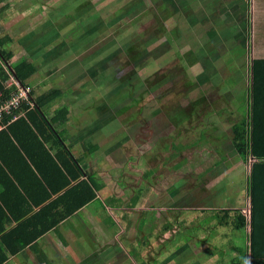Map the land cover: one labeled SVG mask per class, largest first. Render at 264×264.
Returning <instances> with one entry per match:
<instances>
[{"label": "rangeland", "instance_id": "obj_1", "mask_svg": "<svg viewBox=\"0 0 264 264\" xmlns=\"http://www.w3.org/2000/svg\"><path fill=\"white\" fill-rule=\"evenodd\" d=\"M156 1L0 0V7L8 2L0 13V32L8 30L3 39H12L7 47L14 51L16 60L27 56L36 65L38 71L29 81L36 92L60 90L52 101L55 117L51 104L44 108L48 122L61 130L59 141L66 142L72 135L80 143H93L86 145L88 155L97 162L95 177L89 174V178L95 179L97 185L104 184L103 199L114 196L118 201L122 196V201L126 195L124 205L130 210L123 207V213L114 214L113 227H106L103 236L118 239L122 244L110 250L106 264H140L135 261L137 253L146 261L161 257V263L171 260L181 264L183 258H188V264H234L244 249L245 232L237 234L236 227L231 226L223 227L217 237L210 233V243L215 247L210 255L204 253L207 231L217 232L218 223L212 220L203 226V195L213 194L211 190L220 182L229 191L234 189L238 197L239 189L230 186L240 173L239 169L232 172L235 165L228 164L225 171L220 166L211 168L209 173L205 170L211 167L212 159L238 162V158H228L237 153L229 142L231 128L221 122L230 112L240 119L248 113L249 56L238 58V54L233 57L222 52L238 42L243 45L236 47L240 53L244 47L255 44V32L248 36L250 42L243 32L248 26L246 16L255 11V0H168L169 15L162 20L163 24L155 15L161 12ZM160 27L165 28L166 37L158 32V40L145 43L146 35ZM214 29L218 34L211 37L209 32ZM174 31L185 38L183 46L189 52L186 57L194 65L199 62L196 66L200 68L192 66L185 71L183 63L180 70L172 66L159 80L150 81V72L147 68L142 72L136 70L138 64L144 60L152 68L151 64L162 57L169 43L175 52L180 50ZM133 49L137 51L132 65L122 63L119 72L114 69L112 65ZM205 67L220 94L204 115L207 124H203V106L192 111L194 117L182 111L203 90L202 84L196 85L194 74L203 73ZM127 74L131 76L125 78L123 75ZM238 76L243 80L242 88L236 86ZM152 105H157L158 110L149 111ZM75 129L82 132H74ZM216 134L219 140L215 139ZM172 143L188 147L180 145L186 156L183 160L168 161L173 153ZM82 147H75L76 153H82ZM74 159L80 166L79 160ZM140 189L141 207L133 218L128 212H136L131 201L138 197ZM214 192L216 199L218 194ZM169 193H174L172 200L161 202ZM155 203L162 205L158 209L161 219L186 222L174 225L170 235L163 232L164 227L156 231L152 246L144 247L136 239L141 241L151 231L142 230L140 222L142 219L145 227L146 221L157 217V212H151ZM168 206L181 208L173 207L167 212ZM189 207L191 212L183 214ZM246 216L250 219L249 213ZM82 222L85 230L94 229L84 217ZM178 232L177 238L171 240ZM166 241L170 242L165 244ZM153 247H162V255L152 254ZM80 250L84 255L80 263L91 264L95 251Z\"/></svg>", "mask_w": 264, "mask_h": 264}, {"label": "trees", "instance_id": "obj_2", "mask_svg": "<svg viewBox=\"0 0 264 264\" xmlns=\"http://www.w3.org/2000/svg\"><path fill=\"white\" fill-rule=\"evenodd\" d=\"M255 1L257 4L256 9H258V18L256 17L255 44L251 45L248 49L244 47V51L240 53L239 51H237L236 47L238 46V44H240V46L243 45L238 42L234 45L233 48L225 49L222 52V54L229 52V54L233 55V57L237 56L238 54V58H242L243 55L247 54L249 56L250 74L252 70L254 71V85H251L249 74L250 85L246 90V92L248 93L247 115L244 118L240 119L234 116L233 112H230L224 119L225 124L228 125L229 123L228 126L231 127V143L233 144L234 149L239 153V155L244 159L245 162L249 163L252 158L256 160L253 163L252 176L249 186V196L251 198L252 204L251 220L248 219L246 214L241 209H235L223 211L224 222L220 221L219 223L226 229L228 227L235 226L236 229H242L244 231L246 230V227L250 226L251 232H249V253L252 254V264H264V0ZM169 2L170 1L168 0L156 1V4L161 12H158L155 15L157 16V19L161 24H163L162 20H165L166 16L169 15ZM4 6L5 7H0V12H2L3 8H6L8 4ZM164 31V27H160L155 31L153 30V32L146 35V37L144 38V42L148 43L154 42V40H158V32L163 33ZM241 31H243V28ZM243 32H245V34L247 35L245 39L249 40L250 42L251 37L248 38V36H251L249 25L247 26V30ZM217 34V29L211 30L209 32V35L211 37H216ZM163 35L165 36L167 35V33H163ZM174 36L176 37L175 42L179 43L180 45V47L178 48L180 50L175 52L171 43H169L168 49L165 50V53L162 54V57L160 58L161 60H156L151 64L154 65L152 68H150V66H147V63L144 60L140 62V65L138 64L139 67L136 70L142 69L140 70L142 72L146 70L145 68H147V71L150 72V81L159 80V77H161L163 73L170 72L168 70L172 66H177V69L180 70V64L183 63L185 64V71H189L192 66L197 67L198 69L200 68L199 66H196V64H198L199 62L194 65L191 61V58L186 57L189 52L187 50V47L183 46V41L185 40V38L178 35L176 31H174ZM240 37L241 36H239V38ZM8 42H12V39L10 38ZM8 42H6L5 39L0 38V91L4 92L5 94L9 93V90L6 88V80L9 77V73L11 74L12 72L11 70H9V68L14 71V75L17 77V79L25 84H27L28 79L37 72L36 65L27 58L18 60L15 63V67L12 65L11 59L14 53L12 49L6 46ZM136 51L137 49L129 50V52L126 53V55L122 59H118V61L114 65H112L114 69L119 72V70H121V68L124 66L123 65L121 67L122 63H129L132 65L133 57L135 56ZM170 57H173L172 60L169 59ZM234 61L235 59H233V62ZM135 72L137 73V71ZM207 74L208 67H205V71H203V73H199L198 71H196V73L194 74L196 76V79L198 80V83L196 85L202 84L203 90L198 93V96L194 100H191L190 106L182 109L184 114L188 117H194L195 115H192V111L198 107L203 106V108H206L203 109V113L206 112L209 108H212V106L214 105L213 103L216 102L217 98L220 97V94L216 90V86L213 84L212 79L208 78ZM132 75H134V73ZM123 76L127 78L130 77L131 74ZM238 77L240 78H238L236 86L242 88L243 80L241 76ZM123 81H120L119 83ZM59 93L60 90L58 88H51L44 93L37 95L36 97H34L35 106L27 114V118L22 117L18 119L14 124H10L6 130L0 132L1 151L6 148L8 150H13L19 156V158H21L23 162H25V164L30 160L28 163V170L30 171L32 179L29 182L30 186L27 184V187L25 189V193L30 199V204L27 205V208L23 212H19V208H16V210L20 214H12L11 218L15 220H21V218L24 216H30L27 221H23L24 224L22 225V227H30L38 221H45V219L47 220V218L49 217L53 218L48 227L38 233L37 237L42 236L46 232H49L50 229L56 228L61 223L73 217L78 210L83 208L85 205H87L97 197L96 189H98V186L91 177L87 180L84 179L80 181L75 187H69V184H72V181H77L79 178H81V176L84 175V171L82 167L76 164L73 154L71 153V151H69V148L65 145V142H63V140L59 141L60 131L58 130L57 126H54L53 124L48 122L44 113L45 106L47 104H52V101H55V98ZM196 100H198V102L193 105V102H195ZM158 108L159 107L157 105H152L151 107H149V111L155 112L158 110ZM17 126H20L23 131L18 132V130L15 129ZM22 134H24L25 136L22 137ZM50 140L57 143L59 152L64 154V156L68 159V161H63L64 168L57 164L56 169L59 174H63V169L66 171V173L71 174L72 181H70L69 184L65 182L53 186L52 180L46 175L49 174L50 168L48 167V169L45 170L35 162V156L40 158H44L47 156V160L49 159L48 164L53 167L54 160L51 159L50 153H47L48 151L43 145L44 141L49 142ZM20 143L24 144L27 147L24 155L19 151ZM180 145L183 144H171L173 153L168 157V161L177 159V161L179 162V160L181 161V159L183 160L186 157L183 154L184 150L181 152L182 149ZM187 148L188 147L185 146V149ZM59 156L60 155H58L57 157ZM0 157L2 158L1 152ZM53 157L55 159L57 158L56 156ZM70 161L75 166L74 168L76 169L77 173L76 174L75 172H73L75 173V175L72 173V171L70 172L71 169L69 170L68 167H66ZM147 174L149 175V173ZM37 186H39L42 191L45 190L44 196L38 195L39 187ZM86 190L87 192L85 193ZM61 191H64V194L59 195L58 198L54 201H50L53 195ZM140 195H142L141 189L139 190V197H137L134 202H137V200L139 201ZM74 200H76L75 203ZM72 202L73 205L69 207V204H71ZM60 205H65V207L68 208H62L60 207ZM42 206L44 207L39 212H37L36 210ZM19 207L21 208V206ZM43 210H47L50 212L47 214ZM51 212H53V215ZM223 219L221 218V220ZM8 221H11V219H9ZM211 221L212 218H208L203 222V226L210 223ZM182 224L183 223H179L178 225ZM2 233L3 228H0V234ZM210 233L213 234L215 232L207 231V240H205L207 243H210V238L212 237L210 236ZM12 234L6 235L4 237L3 235H1V237H3L2 241L5 245H8L9 237H11ZM31 240H35V238L32 237ZM7 248L10 249V247ZM11 251L13 252V254L16 252V250L14 251L13 249H11ZM3 257H6L5 254L0 256V264H3L5 261V258ZM247 257L248 253L247 256L244 257L243 261Z\"/></svg>", "mask_w": 264, "mask_h": 264}, {"label": "crops", "instance_id": "obj_3", "mask_svg": "<svg viewBox=\"0 0 264 264\" xmlns=\"http://www.w3.org/2000/svg\"><path fill=\"white\" fill-rule=\"evenodd\" d=\"M6 4H8V2ZM256 5L257 4L255 1V11L253 12L250 11V13L246 16L247 18L246 21H248V25L251 30V36H252V32L253 31L255 32L256 17L258 18V9H256ZM4 33L8 34V30H4V32L3 31L0 32V38H3ZM14 57H15V53L13 54V57L11 59V63L15 67V63L18 60H16ZM24 58H27L28 60L31 61V59L27 56H24L21 59H24ZM9 70H11L12 72L11 74L9 73V77L6 80V82L11 78L10 75H14V71L11 68H9ZM34 75L35 73L33 74V76ZM31 78L32 76L28 79L27 84L25 83L23 84L30 86L31 84L29 83V81ZM45 91L36 92L34 87L32 86L31 95L33 96V98L31 97V99L34 101V104H35L34 97H36L37 95H40L41 93H44ZM51 105H52V112H53L54 105L53 104ZM25 108H28V109L27 111L24 112L25 115L23 118H27V114L31 111V109H33V108L28 107V105H25ZM205 113L206 112L203 113V124H207L204 121ZM52 116L55 117L54 112L52 113ZM16 121H14L12 124H14ZM221 124H223L225 127L231 128L230 126L225 124V120L222 121ZM7 128L3 130H6ZM212 128L214 129L217 127H212ZM15 129H17L18 132L23 131L20 126H17ZM74 132H82V131H80V129H75ZM21 136L24 137L25 135L22 134ZM215 139L217 140L220 139L219 134H216ZM229 142L231 143V139L229 140ZM88 144L90 146H93V143L91 142H81L80 143L79 141L75 140V137L72 135L70 139L65 142V145L68 146L69 151H71L73 156L77 160H79L80 166H81V161H82L81 167L84 171V175L81 176V178H79L78 180L76 179L77 181H72L71 174L66 173L64 169H63V174H59L57 172V169H56L57 164L62 166V168H64L63 161H68V159L64 156V154L59 152L57 143H55L52 140H50L49 142L44 141L43 145L45 149L48 151L47 153H50L51 159L54 160L53 167L48 164L49 159L47 160V156L44 158L35 156L34 157L35 162L36 164L38 163L39 166L44 168L45 170H47L48 167L50 168L49 174H46V175L48 176V178L52 180L53 186H56L58 184H62L65 182L69 184V182L72 181V184H69V187L70 188H72V186L75 187L80 181L84 179L85 180L89 179V174L95 177L93 170L96 168L97 162L95 161L94 158H92L91 155L90 156L88 155V151H87L88 149L87 146H89ZM81 145L83 146L82 153H80V151L79 153H76V150L74 148L77 146H81ZM208 145L209 144H207V146ZM231 145L233 144L231 143ZM205 148L207 147L205 146ZM26 150H27V147L24 144L20 143L19 151L21 152V154L24 155ZM86 151H87V156H86ZM221 151H223V149H221ZM0 152L2 153V158L0 157V224H1L0 228H3V233L0 234V256L4 254L6 256V257H3L5 258V261L3 264H81L80 261L84 257V255L82 254L80 250L81 248H83L84 251L87 253L90 252L91 250L95 251L94 258L91 264H106V261L110 259L109 258L110 250L112 248H118L122 244L120 241H118V239H115L110 236H108L109 238L106 239L103 236L106 235L107 228L109 230L112 229L113 223L115 222L114 214L123 213V209L121 210V208L125 207L124 203L127 200L126 195L123 196L122 201H121L122 196L118 197L120 198V200L118 201L116 199L114 200V196H109L108 198L103 199L101 195L103 191H105L104 190L105 186L103 183H100L97 185L98 189H96L97 190L96 199H94L93 201L85 205L83 208L78 210L77 213L73 217L61 223L56 228H52L49 230V232H46L43 235L41 234L42 236L37 237L38 233L46 229L48 225L52 222L51 221L53 219L52 217L47 218V220L45 219V221H38L33 226H30V227L29 226L22 227V225L24 224L23 221H27L30 218V216L29 217L24 216L21 218V220H15L11 218L12 214H20L19 212H23L27 208V205L30 204V199L29 197H27L25 193V189L27 187L26 185L28 184L30 186L29 182L32 179L30 171L28 170V163L30 160L25 164V162H23V160L19 158V156L13 150H8L7 148L4 149L3 151L0 150ZM233 152L237 154L229 156L228 158H238V162L228 163V161H232V160L228 159V160H223L222 162V160L219 161L220 158L219 160L212 159V165H210L211 167L205 170L206 173H209L213 171L211 170V168L220 166L225 171L226 170L225 168L228 164L235 165V167L232 169V172L237 169L240 170V173L236 181L234 183H230V186L235 188V190L238 191L239 189L238 197L236 196V192H234V189H232V191H229V188H227L226 186H223V184H221L220 182H217L215 186L213 187V190H211L213 194H211L210 192L207 193L206 190L204 191V193L206 192V194L203 195V222L207 220L208 218H212L213 221L216 220V222L218 223L216 226L217 232L214 231L216 233V237H217L218 231L220 232V230H222L223 228V226H221L219 223L220 221L224 222L223 211L241 209L245 214H247L246 213L247 210L248 209L251 210L252 208L251 198L249 196V186H250V181H251V176H252L253 163L256 160L252 158L249 163L245 162L244 159L239 155V153L235 149H233ZM216 154L218 155V151H216ZM58 155L60 156L57 157ZM53 156H56L58 159L55 160ZM220 163H222V166L220 165ZM66 167H68L69 170L71 169L70 172L72 171V173L73 172L76 173V169L74 168L75 166L71 163V161L67 164ZM87 169L89 171H87ZM75 173L73 174L75 175ZM214 191H216V193L218 194L216 199H214L215 197ZM38 192H39L38 193L39 196H44L45 190L42 191V189L39 187ZM86 192L87 190L85 191V193ZM61 194H64V191L58 192L55 195H53L50 201L52 200L54 201ZM138 197H139V194H138ZM171 197H174V193H169L167 196H163L160 201L161 202L171 201L172 200L170 199ZM136 198H134L131 201L133 204L132 206H135V207H132V206L131 207L136 212L135 213L128 212V214L131 215V217L133 218L136 217V214L139 212L138 209L141 207L140 201L137 200V202H134ZM75 202L76 200H74V203ZM156 203L151 205V212H157V217H154L153 221H150V222L146 221L145 227H142V221H143L142 219L140 222V226L142 227L141 228L142 230L143 228L144 229L148 228V230L151 231L150 236L144 235L141 238V241L139 239H136V241L139 242V244H142L144 247H149L150 245L152 246V243L155 239L153 234H155L156 231H159L164 227L163 232L168 233L170 235L169 232L173 230V228H176V226L174 225H178L179 223L186 222L185 220H182L181 222L177 223L174 220L167 218V217H164L163 219H161L160 217H162L161 216L162 214L159 215L158 211L162 209L161 207L162 205L156 204ZM71 205H73V202L69 204V207ZM104 205L107 207H104ZM19 206H21V208ZM44 206L38 208L36 211L39 212ZM60 207L63 208L65 207V205H60ZM173 207H176V209L181 208L178 206H168L166 208L167 212H169V210L171 212ZM16 208H19V212L16 210ZM65 208H68V207H65ZM89 210H91V212H89ZM125 210H130V209L126 208ZM49 212L50 211H47V210L45 211V213L47 214ZM190 212H191L190 207L182 211L183 214L190 213ZM51 213L53 215V212ZM82 217L86 219V222L88 225H91V224L94 225V229L85 230L84 224L82 222ZM221 218L223 220H221ZM9 219H11V221H8ZM249 220H251V218ZM245 229H246L245 231L242 229L241 230L236 229L237 234L241 232L243 233L245 232V237H244V249L241 250V257L238 258L236 261H234V264H252L253 262L252 254L249 253V248H250L249 232H251V227L248 226ZM9 234H12V235L11 237H9L8 245H5L2 241V238ZM97 234L100 237H97ZM177 234H179V232L175 233V235L171 238V240L177 238L176 236ZM1 235H3V237H1ZM32 237L35 238V240H31ZM158 238H161V237L158 236ZM168 242L170 241H166L165 244ZM7 247H10V249H8ZM214 247L215 246L213 245V243H209V244L206 243V249L204 253L210 255V253L213 252L212 250H214ZM153 248H154V251L151 248L152 254H157L158 256L162 255L161 253L162 247H159V248L153 247ZM11 249H13L14 251L16 250V252L13 254ZM105 252H107L108 254H106L104 258L101 257V254ZM247 253H248V257L243 261L244 257L247 256ZM186 260H188V258H183L181 261V264H183V262H185ZM135 261L137 263L139 262L140 264H175L171 260H169L168 263H161V257L153 261L141 260L139 258L138 253L135 254ZM184 264H188V263L185 262Z\"/></svg>", "mask_w": 264, "mask_h": 264}, {"label": "built area", "instance_id": "obj_4", "mask_svg": "<svg viewBox=\"0 0 264 264\" xmlns=\"http://www.w3.org/2000/svg\"><path fill=\"white\" fill-rule=\"evenodd\" d=\"M11 78L6 82L8 94L0 91V131L7 128L14 121L24 117L25 105L33 108L34 101L31 99V88L23 84L17 77L10 75ZM251 217V211H247Z\"/></svg>", "mask_w": 264, "mask_h": 264}, {"label": "water", "instance_id": "obj_5", "mask_svg": "<svg viewBox=\"0 0 264 264\" xmlns=\"http://www.w3.org/2000/svg\"><path fill=\"white\" fill-rule=\"evenodd\" d=\"M250 79H251V85L253 86L254 85V71L253 70H252V72L250 74Z\"/></svg>", "mask_w": 264, "mask_h": 264}, {"label": "clouds", "instance_id": "obj_6", "mask_svg": "<svg viewBox=\"0 0 264 264\" xmlns=\"http://www.w3.org/2000/svg\"><path fill=\"white\" fill-rule=\"evenodd\" d=\"M252 212V210H250ZM251 218V217H250Z\"/></svg>", "mask_w": 264, "mask_h": 264}]
</instances>
